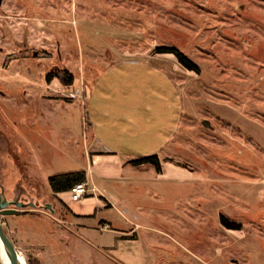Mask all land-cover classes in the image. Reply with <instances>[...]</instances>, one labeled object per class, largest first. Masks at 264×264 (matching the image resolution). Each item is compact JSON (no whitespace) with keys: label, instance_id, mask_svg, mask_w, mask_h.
<instances>
[{"label":"rangeland","instance_id":"1","mask_svg":"<svg viewBox=\"0 0 264 264\" xmlns=\"http://www.w3.org/2000/svg\"><path fill=\"white\" fill-rule=\"evenodd\" d=\"M0 194L27 264H264V0H0Z\"/></svg>","mask_w":264,"mask_h":264},{"label":"trees","instance_id":"2","mask_svg":"<svg viewBox=\"0 0 264 264\" xmlns=\"http://www.w3.org/2000/svg\"><path fill=\"white\" fill-rule=\"evenodd\" d=\"M154 54H173L178 62L188 71L199 73V70L195 64H193L188 57L176 48H156L153 51ZM50 78H48L49 80ZM66 83L72 85V76L67 74L65 76ZM129 164L133 166L151 165L158 173L161 172V164L158 156L153 155L150 157L142 158L140 160L131 161ZM86 182V175L83 171L60 174L52 176L48 179V185L52 193L59 194L68 192L73 186ZM235 227V226H233Z\"/></svg>","mask_w":264,"mask_h":264},{"label":"crops","instance_id":"3","mask_svg":"<svg viewBox=\"0 0 264 264\" xmlns=\"http://www.w3.org/2000/svg\"><path fill=\"white\" fill-rule=\"evenodd\" d=\"M85 128V127H84ZM86 138L88 135H91L92 136V140L94 141V144H91L90 147H97V142L94 138V134L92 132V128H91V125L88 123V129H86ZM98 154H93L92 155V159L89 158V156L86 158L85 161H87L86 163L89 164L87 166V171H83L86 175V180H87V185L89 184V182L91 184H93L92 182V176L94 175L93 174V170H92V167H99L98 169V172L100 173V178L104 179V180H113L115 176H111L112 175V171H108V170H105L103 168H112V169H115L118 170L120 169L121 171L123 170V168L120 167V164H121V157H120V161L118 159V155L115 154V153H110V152H107V151H101L98 149ZM103 166V167H102ZM115 167V168H114ZM119 168V169H118ZM154 169V168H153ZM155 171V170H154ZM68 174V173H67ZM118 175L117 176H122L120 175V172L117 173ZM60 175V174H59ZM50 177H48L49 179ZM48 179H47V184H48ZM93 186H95L93 184ZM49 187V185H48ZM96 187V186H95ZM50 189V188H49ZM97 189V187H96ZM99 189V188H98ZM100 190V189H99ZM98 190V191H99ZM51 191V190H50ZM101 191V190H100ZM99 191V193H103L105 191V189H103L101 192ZM69 192V191H68ZM92 194V197L94 198V194L93 192H89ZM98 193V197H102L100 196V194ZM54 194V193H53ZM65 194L66 193H59V194H54L58 199L62 200V203H64L63 205H65L68 209V206L69 204L66 203V200H65ZM104 196V195H103ZM104 199L107 200V198H105V196L103 197ZM96 201V200H95ZM81 202V201H80ZM97 202V201H96ZM97 206H98V209L101 210V208H99L100 206L98 205V202L96 203ZM97 211V209H96ZM95 211V212H96ZM71 215H73L74 218H77V220H81L82 218H85L83 217V215H86V213H77V214H74L72 212H70ZM89 218V217H88Z\"/></svg>","mask_w":264,"mask_h":264},{"label":"water","instance_id":"4","mask_svg":"<svg viewBox=\"0 0 264 264\" xmlns=\"http://www.w3.org/2000/svg\"><path fill=\"white\" fill-rule=\"evenodd\" d=\"M15 206V208H8V206ZM32 206V205H31ZM25 207L22 203H9L3 195L0 194V261L1 264H7V255L14 258L16 264H27L23 255L15 248L14 244L8 239L4 233L1 223V217L18 215L19 209ZM46 209H50V206H46ZM53 213V210H51Z\"/></svg>","mask_w":264,"mask_h":264},{"label":"built area","instance_id":"5","mask_svg":"<svg viewBox=\"0 0 264 264\" xmlns=\"http://www.w3.org/2000/svg\"><path fill=\"white\" fill-rule=\"evenodd\" d=\"M90 190L85 183L77 184L69 190L71 201L73 203L82 201L83 198L87 197Z\"/></svg>","mask_w":264,"mask_h":264},{"label":"bare ground","instance_id":"6","mask_svg":"<svg viewBox=\"0 0 264 264\" xmlns=\"http://www.w3.org/2000/svg\"><path fill=\"white\" fill-rule=\"evenodd\" d=\"M7 264H16L14 258H12L10 255H7Z\"/></svg>","mask_w":264,"mask_h":264}]
</instances>
